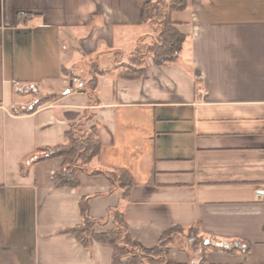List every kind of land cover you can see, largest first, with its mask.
Instances as JSON below:
<instances>
[{
  "label": "crops",
  "instance_id": "obj_1",
  "mask_svg": "<svg viewBox=\"0 0 264 264\" xmlns=\"http://www.w3.org/2000/svg\"><path fill=\"white\" fill-rule=\"evenodd\" d=\"M147 1L0 0V264H112L110 245L60 233L81 222L82 198L92 218L121 207L138 246L197 223L237 242L206 248V264H264V0H187L170 14L186 35L177 60L147 54L139 78H122L115 66L154 37ZM89 113L81 127H97L101 149L87 170L126 172L125 200L83 170L77 188H55L61 157L28 163ZM164 249L173 264L199 259L176 237Z\"/></svg>",
  "mask_w": 264,
  "mask_h": 264
},
{
  "label": "trees",
  "instance_id": "obj_2",
  "mask_svg": "<svg viewBox=\"0 0 264 264\" xmlns=\"http://www.w3.org/2000/svg\"><path fill=\"white\" fill-rule=\"evenodd\" d=\"M187 0H149L144 3L141 11V21L148 24L154 31V37L149 44L138 46L135 52L128 57L127 63L117 64V76L126 79L139 78L146 69L145 57L150 54L155 65L175 62L181 51L186 35L178 28V23L172 20L171 12L184 10ZM30 13H20L19 18L27 19ZM91 91L95 88L94 78L90 80ZM38 103V102H37ZM91 118L87 114L82 121L73 123L64 134L65 142L56 146H39L28 157L29 165L53 157H61L60 168L52 174L54 187L77 188L79 181L76 173L79 170L89 175L102 174L111 184V191H116L121 199H127L132 181L128 174L122 170L92 169L87 170L90 162L99 157L101 144L98 139V129L92 126L83 129L81 126ZM81 222L77 225L66 226L60 233L72 235L78 243L90 248L94 242L108 244L113 249L112 264H173L169 259L165 246L178 236L187 237L191 250L198 252L199 259L196 264H206L204 251L206 248L230 250L233 245L226 247L221 241L212 237L200 235L199 224L188 226L173 224L161 235L157 244L152 248H145L135 244L130 236L124 213L121 207L109 208L104 218H92L89 214L88 198L79 202ZM111 219L112 228L105 233H94L95 224H103ZM245 252L249 246L242 243Z\"/></svg>",
  "mask_w": 264,
  "mask_h": 264
},
{
  "label": "built area",
  "instance_id": "obj_3",
  "mask_svg": "<svg viewBox=\"0 0 264 264\" xmlns=\"http://www.w3.org/2000/svg\"><path fill=\"white\" fill-rule=\"evenodd\" d=\"M71 82L75 85V87H76L77 89H82V88H84V82H83L81 79L77 78V77H73V78L71 79Z\"/></svg>",
  "mask_w": 264,
  "mask_h": 264
},
{
  "label": "rangeland",
  "instance_id": "obj_4",
  "mask_svg": "<svg viewBox=\"0 0 264 264\" xmlns=\"http://www.w3.org/2000/svg\"><path fill=\"white\" fill-rule=\"evenodd\" d=\"M178 238H179L178 241L180 243H186L188 251L190 252L192 247H191V244L188 242L189 240H187V237H185L183 235H179Z\"/></svg>",
  "mask_w": 264,
  "mask_h": 264
},
{
  "label": "water",
  "instance_id": "obj_5",
  "mask_svg": "<svg viewBox=\"0 0 264 264\" xmlns=\"http://www.w3.org/2000/svg\"><path fill=\"white\" fill-rule=\"evenodd\" d=\"M235 244L237 245V242H235ZM223 245L227 246L228 244H227V242H223Z\"/></svg>",
  "mask_w": 264,
  "mask_h": 264
}]
</instances>
